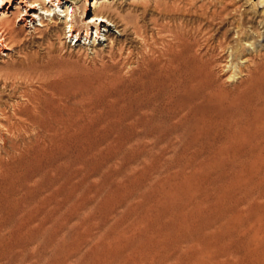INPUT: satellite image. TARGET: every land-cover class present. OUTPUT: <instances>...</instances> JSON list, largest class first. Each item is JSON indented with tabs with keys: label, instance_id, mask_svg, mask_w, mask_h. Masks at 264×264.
Returning <instances> with one entry per match:
<instances>
[{
	"label": "rangeland",
	"instance_id": "1",
	"mask_svg": "<svg viewBox=\"0 0 264 264\" xmlns=\"http://www.w3.org/2000/svg\"><path fill=\"white\" fill-rule=\"evenodd\" d=\"M5 1L12 8L0 20L13 49L0 55V108L7 116L31 111L27 96L37 93L61 122L46 150L34 142L31 169L18 163L27 156L11 151L10 164L19 166L15 177L0 179V264H264V220L260 227L254 186L231 175L224 190L222 95L224 79L235 103L240 93L253 95L257 80L245 70L264 59V0H97L119 14L101 25L95 45L94 29L89 40L81 33L80 43L66 35L61 12L43 16L42 27L31 17L27 26L15 25L10 11L19 0ZM33 1L47 0L26 4ZM61 1L57 11L73 6L78 17L86 7V0ZM114 41L123 48L117 62L110 55ZM144 41L157 58L165 49L189 48L199 60H210L223 82L219 95L196 100L174 131L130 130L108 115L119 92L95 82L42 86L57 81L58 72L111 67L124 77L120 62L130 53V67L140 63ZM246 82L248 91L236 89ZM0 137L7 149L17 142L24 150L35 135L18 141L0 129ZM246 146L239 138L226 142L233 161ZM242 168L249 178L250 168Z\"/></svg>",
	"mask_w": 264,
	"mask_h": 264
},
{
	"label": "bare ground",
	"instance_id": "2",
	"mask_svg": "<svg viewBox=\"0 0 264 264\" xmlns=\"http://www.w3.org/2000/svg\"><path fill=\"white\" fill-rule=\"evenodd\" d=\"M91 1L92 3L86 0V7L82 15L78 17L77 12H75L77 11L76 7L73 6L71 9L67 8L66 11H57L58 7L61 6V0L33 1L30 4H26L28 3L27 0H19L18 3H15V7H13V10L16 12L10 11V16L16 17L12 19V23L15 20V25L17 22H23L24 26H27V18L31 17L30 22L37 20L40 22L39 26L42 27L45 24L43 21L45 17L42 18L43 16L48 17V19L51 17L52 19L57 15V12H61L62 15L58 16L66 20L64 22L68 28L66 35H70L71 38L75 36L77 43H80L82 39L81 33L89 40L91 39V30L94 29L95 45L96 40L100 39L101 33L99 31H101V25L113 23L111 19L115 16L117 17L119 13L117 12L118 9L113 6L102 5L97 0ZM12 4V1L6 2L5 0H0V19H6L9 13L6 11L12 8ZM21 4H25L26 6L24 12L20 11L21 7L19 6ZM48 4H50V7L54 6L52 10L48 9ZM90 8H94V10L90 11ZM3 9L5 11L2 12ZM37 10L41 12L36 15L35 11ZM88 13H91L90 17L87 16ZM8 23H5V25L8 26ZM3 26L0 20L1 56L6 55L7 52L4 53L5 51L10 52L13 49L7 43L9 37H6V33L4 32V27L6 26ZM5 30L8 29L6 28ZM35 30L37 29L35 28ZM135 35L137 39L140 34L134 33ZM6 38L8 39L6 40ZM141 40L143 42L144 39L141 38ZM120 44V41H116L115 45H112L110 53L112 61L117 62L122 57L123 48ZM145 44L144 50L140 53L141 61L140 63L134 62L136 64L135 67H130L129 60L134 58L130 53H127V56L130 57L128 61L120 62L121 70H126L124 77L120 76L111 67L106 71L92 74L58 72L55 75L58 79L57 81L49 79L50 81L48 82L43 81L42 84H44L42 86L53 88L74 85L79 88L86 86L90 82H95L97 86H105L110 90L119 92L120 98L118 104L111 109L109 108L108 115L128 124L130 130L174 131L177 128L176 122L179 118L192 114L195 101L202 100L203 103L205 101L209 102L211 100L209 94L219 95L222 91L221 85L223 82L214 73L216 67H214L213 63L210 60L208 62L207 58L206 61L203 59L199 60L195 57L196 55H192L189 48L184 49L179 47L183 50H178L179 48L177 50L176 48L175 50L165 49L168 51L160 53V57L157 58L154 49L149 45L150 43L148 44L146 41ZM253 65L251 64L248 69L245 66L246 75L257 80L252 97L240 93L238 95L242 100L239 103H235L236 95L228 88L227 81L224 79V93L222 92V95H224V190L227 185L226 181L231 175L232 177L240 175L246 180V184L254 186L256 201L259 205L257 217L260 227H262L264 220V59L258 60V63L254 65L255 67H252ZM225 68L226 65L224 66V70L221 71H224V74ZM36 72L38 73L39 71L37 70ZM234 77V75H231L230 79ZM43 79L41 78L40 80ZM212 87H215L214 90H212ZM249 87L246 82L236 89L239 90L241 88V90L246 92L250 89ZM36 94H29L27 96L28 102L31 104V111L15 110L12 111L10 116H7L9 114H4V111L0 108V129L6 132V134L14 135L18 141L27 135H35L34 141H31L29 145L25 143L27 147L25 146L24 150L19 147L17 142L7 149L6 141L3 137H0V141L2 142V147H0V179L4 181L15 177V170L19 166L17 164L16 166L10 164L11 156L13 155L11 151L13 153L18 152L17 154L20 156H27L26 163H23V161L18 163L25 170L31 169V160L36 159V152L32 150L34 142L37 143L38 147L46 150L51 137L53 138L58 132L57 126L60 125L61 118L52 111L51 104L49 105L46 102L44 104L40 100V97H38V94ZM97 95V97H100L99 94ZM18 107L16 108L18 109ZM102 110L104 111V108ZM250 114H253V118L250 117ZM233 122L236 124L235 131H231ZM19 137L21 138L19 139ZM236 138L246 141L247 146L240 149L243 157L233 161L230 157L231 151H228L226 148V142ZM256 145H259L261 149L254 150ZM242 165L249 167L252 171L249 178V174L244 171Z\"/></svg>",
	"mask_w": 264,
	"mask_h": 264
}]
</instances>
